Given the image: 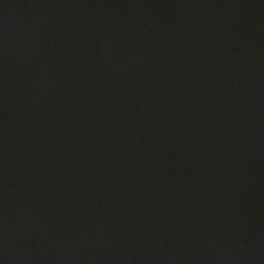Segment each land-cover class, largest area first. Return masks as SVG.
Wrapping results in <instances>:
<instances>
[{
    "label": "water",
    "instance_id": "1",
    "mask_svg": "<svg viewBox=\"0 0 264 264\" xmlns=\"http://www.w3.org/2000/svg\"><path fill=\"white\" fill-rule=\"evenodd\" d=\"M0 264H264V0H0Z\"/></svg>",
    "mask_w": 264,
    "mask_h": 264
}]
</instances>
